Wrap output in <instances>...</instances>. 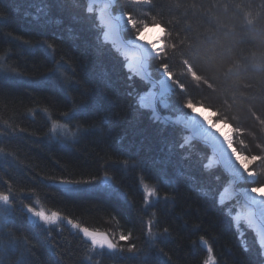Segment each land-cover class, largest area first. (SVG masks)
Instances as JSON below:
<instances>
[{
  "label": "trees",
  "instance_id": "1",
  "mask_svg": "<svg viewBox=\"0 0 264 264\" xmlns=\"http://www.w3.org/2000/svg\"><path fill=\"white\" fill-rule=\"evenodd\" d=\"M49 2L60 7H54L47 22L45 17L35 24L37 7L30 5L42 7L41 0H0V10L11 12L8 19H0V195L10 196L9 210L0 214V222L33 245L27 264H141V256L119 250L92 252L90 243L68 226L33 225L24 212L26 206L56 212L79 229L108 234L125 249L135 243L138 250H147L151 224L149 239L156 240L152 264H204L209 249L213 264H258L254 233L244 229L239 236L226 205L218 201L227 177L218 167H204L207 149L199 143L178 147L183 133L153 123L147 109L133 106L126 111L149 84L130 73L126 59L103 41V29L96 12L87 10V0H80V9H73L69 0ZM239 3L184 0L178 16L165 10L164 23L175 24L182 36L185 28L192 29L200 53L195 69L201 76L195 81L179 58L171 62L173 89L167 98L173 113L187 112L184 105L189 101L210 108L216 122L240 129L234 137L242 154L264 155V108L258 104L253 111L251 105L239 103L249 82L254 87L264 84V71L253 59L258 42L264 40L254 35L264 29V14L260 0L254 5L243 0L238 10ZM17 8L18 12L12 11ZM125 9L145 23L162 19L151 13L145 17L142 12L151 11L146 5ZM248 12L259 15L254 27L247 25ZM123 36L130 39L135 30L128 27ZM160 63L149 60L155 79ZM54 67L65 82L74 78L77 82L65 85L58 72L51 71ZM128 76L135 78L129 81ZM105 80L110 85L107 92ZM81 96L86 103L72 109L76 106L72 99L79 104ZM118 113L125 114L123 120ZM87 123L95 129L80 131ZM250 169L256 180L246 185L264 186V161L253 162ZM61 179L86 182L60 187ZM143 187L153 193L148 204ZM165 195L169 199H163ZM165 228L169 234L161 236ZM121 235H130L131 240L121 241ZM0 264H6L3 257Z\"/></svg>",
  "mask_w": 264,
  "mask_h": 264
},
{
  "label": "snow or ice",
  "instance_id": "2",
  "mask_svg": "<svg viewBox=\"0 0 264 264\" xmlns=\"http://www.w3.org/2000/svg\"><path fill=\"white\" fill-rule=\"evenodd\" d=\"M250 4L254 5L255 0H249ZM69 3L71 4V7L73 9H80L77 7L79 5L80 0H69ZM42 7L37 5H30L37 7V14L32 17V20L35 24H39L42 18H47L46 22L48 21V18L50 16V13L54 11V7L58 8L60 5H54L49 2V0H41ZM126 5H146L148 6L151 11H143L142 14L146 17L149 13H151L153 16L159 15L162 19L160 21H157L155 19L152 20L151 24L145 23L143 19H134L132 15H129L125 9ZM184 6V0H113V8L112 9H125V18L128 21V24L131 28L135 30V38L137 41L145 44L152 52V54L155 56L157 60H159L160 68L165 73L167 78L169 80L174 79V75L172 71H169L171 62H176L179 58L180 63L183 65L184 68L187 69V73L191 75V78L195 81H200L201 76L198 75L196 69H195V61L199 59L200 53L197 51V48L199 47L197 45V42L192 39L190 33L192 29L190 27L185 28L183 30V36L181 35V32L177 29L175 24L169 23L166 24L163 21V17L165 16V10H167V15L169 16H178L180 14V11L182 7ZM244 6L243 0H241V3L237 4V9H241ZM259 9L260 13L264 14V0H260L259 3ZM12 11L18 12L19 9H13ZM41 13L43 15H41ZM11 15L10 11L7 10H0V19H8ZM31 13H25V16H29ZM87 15V14H85ZM187 14L184 16V19H187ZM75 20L76 17H73ZM245 19L247 21L248 26H255V23L259 19V15L256 17L253 16L252 12H248L245 16ZM149 27L154 29H159L162 33H164L163 36L160 37L159 40L148 42L145 40H142V36L144 34V31L148 29ZM109 28L111 30V33L113 36H115V25L113 24L112 20H109ZM246 30V29H245ZM176 33L175 36H173V33ZM105 39L108 37V33H105ZM254 35H259L261 37H264V29H261L259 33H254ZM15 38V37H13ZM170 41V42H169ZM186 41L188 43L186 44ZM163 42V43H162ZM24 43H27L24 41ZM160 43L161 47L157 48V44ZM256 44L254 43V47ZM51 47V45H49ZM54 51V49H53ZM253 59L258 64V66L261 68L262 71H264V40H261L258 42V48L257 51L253 53ZM64 57H61V60L56 61L57 65L61 62H63ZM138 61V68L141 69L140 62ZM236 67H239L238 65ZM142 70V69H141ZM51 71L58 72L59 75V68L54 67ZM228 72L231 73L232 69H228ZM22 75V73H17ZM59 77L62 79L65 85L76 83V78L68 80L65 82L64 78L59 75ZM135 77L128 76L129 81L133 80ZM104 91L107 92L108 88L110 87L107 80L104 81ZM208 87L212 88V82L209 81ZM181 90H183V85H181ZM88 91L87 89L85 90ZM246 94L242 95L239 99V103L241 105H251L252 110L255 111L256 106L259 104L261 108H264V84H261L258 87H254L251 82L248 83L247 89H245ZM83 97V102L77 104L75 99H72V104L76 105L75 107H72V109H76L81 104L86 103V97ZM140 97L141 100L144 102L142 104H138L136 98ZM134 102H130L128 105H126V111L130 110L133 106L137 107L139 110H146L150 109L152 107V104L156 100L155 94H152L150 97L145 98L141 97V95L136 96ZM186 108L191 109L193 112H195V108L191 101L186 102L184 105ZM70 109V110H72ZM67 113H64V116H66ZM119 120H123L125 117V114H117ZM152 122L156 123L158 121H161L163 119L162 115L157 114L154 110L152 111ZM260 118V117H256ZM95 121V120H94ZM210 127L213 129L215 128V123H209L207 120H204ZM78 123H82L77 121ZM102 124L105 126L107 124L106 121L101 119ZM85 124V123H82ZM87 127H83L80 129V131L85 129H95L94 125L91 123H87ZM109 126V125H108ZM111 126V125H110ZM112 127V126H111ZM97 130V129H96ZM236 132H240V129H234ZM13 134L16 133V130H13L11 132ZM6 134V133H4ZM223 140L225 141L227 147L231 151L234 159L237 161L241 169L249 176L254 177V173L250 171L249 165L256 161H264V155L261 154H251V155H244L242 154L237 147L234 144V141L232 138H229L228 136H224ZM120 141L117 139V143ZM260 147V145H257ZM3 150L0 149V152ZM205 168L207 169V166L205 165ZM182 178V177H181ZM86 181H73L71 179H61L59 183L62 184H70V183H82ZM261 187L255 186L250 189V191L255 195L259 196L261 193ZM153 193L149 192L147 193V196L144 197L145 202H147L148 197L152 196ZM163 199H169L168 195H165ZM175 199V195L172 194V200ZM261 200H264V198H261ZM0 202L4 205H10V196L8 195H0ZM27 211L31 213L34 217H37L44 225H55L57 220L60 219L58 213L52 212L51 215H46L42 211H34L32 207H27ZM68 224H72L73 227H76V225L73 224L72 220H68ZM149 231L146 234V239L149 240V247L147 250H138L137 245L135 243H128L127 247L119 246L117 243L111 241L108 237L104 236L103 234L98 233H92L87 228H82L80 231L83 233V236L87 238L93 249H104L107 248L109 251L119 250L121 252H127L130 254H139L141 256V264H152L151 260V251L153 248H156V240L149 239L151 236V224L148 226ZM168 229L165 228L164 231L161 233V236H167ZM121 241H130L131 236H125L121 235L119 238ZM33 245H29L27 241H22L20 234H17L12 227L4 222H0V257H3L4 262H12V264H27V257L31 252V248ZM158 251V250H157ZM211 249H209V258L208 260L204 261V264H212V257H211ZM257 258H258V264H264V238L260 241V247L257 252ZM248 264H251V262H248Z\"/></svg>",
  "mask_w": 264,
  "mask_h": 264
},
{
  "label": "bare ground",
  "instance_id": "3",
  "mask_svg": "<svg viewBox=\"0 0 264 264\" xmlns=\"http://www.w3.org/2000/svg\"><path fill=\"white\" fill-rule=\"evenodd\" d=\"M95 2L104 3L102 9L99 12V21L102 26H104L103 37L105 38V33H108L106 39L107 42L112 44L119 52L127 58L125 67L134 72L136 75L143 77L150 81V90L142 97L148 98L152 94H155L156 100L152 104L150 109L155 110L157 107V100L164 92L168 89V78L167 76L161 77L159 80L154 81L151 78V69L149 68V60L155 57L151 50L143 43L136 40V38L125 39L123 37V27L126 22V18L120 13L112 14L110 7L113 5V0H91ZM92 3V2H91ZM86 7H91L90 3H87ZM112 20L115 25V36L112 35L109 28V20ZM126 28V27H125ZM124 28V29H125ZM162 32L159 29L148 28L144 31L142 40L153 42L159 40ZM157 48L161 47L158 43ZM140 62L141 69L138 68V61ZM142 103L144 102L141 100ZM171 126L179 127L182 130L187 131L189 139H195L206 146L205 148L211 154L210 162L220 164V167L224 170L226 174L230 177V182L228 185L224 186L221 193L219 194V201L226 202L231 199L237 198L241 199L240 210L235 215L236 222H245L251 230L257 236V243L260 247V241L264 238V188H261V193L259 196H255L250 190L238 189L237 184L242 180L241 174L242 169L238 163H235V159L227 147L225 141L221 138L224 136L229 137V128L224 126L222 123L215 124V128L210 127L204 120L209 123V114L201 109L195 110L191 116L185 119L182 116H177L173 119L165 117ZM200 123H199V122ZM208 157L203 163L204 167L208 162ZM237 162V161H236ZM210 169V168H207ZM226 205L228 209V204ZM244 229H249L246 227L239 228L241 236L244 233ZM250 230V229H249ZM252 232V233H253ZM203 241V240H202ZM204 248H207V244L204 241Z\"/></svg>",
  "mask_w": 264,
  "mask_h": 264
},
{
  "label": "rangeland",
  "instance_id": "4",
  "mask_svg": "<svg viewBox=\"0 0 264 264\" xmlns=\"http://www.w3.org/2000/svg\"><path fill=\"white\" fill-rule=\"evenodd\" d=\"M90 1L91 0H89V3H90ZM95 2V1H94ZM103 5H104V3H102L101 1L100 2H95V3H92L91 4V7H89L91 10H94L95 9V11H96V16L99 18V12H100V10L102 9V7H103ZM122 16H124L125 17V13L124 12H119ZM118 14V13H117ZM130 27L129 26V24H128V21H127V19H126V22H125V25H124V27H123V30H124V28L126 27V29L128 28V27ZM149 28H151V27H149ZM102 29H103V32H102V37H103V33H104V26H102ZM125 29V30H126ZM123 30H122V32H123ZM161 36H163V33L161 34ZM160 36V37H161ZM132 38H135V36L134 37H132ZM132 38H130V39H132ZM160 39V38H159ZM103 40L105 41L106 39L103 37ZM152 58H155V57H152ZM126 59V61H127V58H125ZM129 70V69H128ZM130 71V73H132L133 75H136L134 72H132L131 70H129ZM156 74H158L159 76H158V78H153L152 76H151V78L154 80V81H156V80H159L161 77H163V76H166L165 75V73L162 71V70H160V71H156ZM150 75H151V73H150ZM168 83H169V85H168V89H167V91L166 92H164L163 93V95H161V97H159L158 98V100H157V107H156V109L154 110L157 114H160V115H162V117H163V119L161 120V121H159V122H161V123H164V124H166V125H170V123L167 121V120H164V118L165 117H167V118H171V119H173V118H175V117H177V116H182V117H184L185 119H187L189 116H191V114H193V111L191 110V109H188L187 108V112H185V113H173V112H170V110H169V101H168V98H167V96H168V94L170 93V91L173 89V85H172V82H171V80H169L168 79ZM149 88H151V85H149ZM150 89H148L147 90V92L149 91ZM146 92V93H147ZM145 93V94H146ZM144 94V95H145ZM143 96V95H142ZM141 96V97H142ZM137 103L138 104H142V101H141V98L139 97L138 99H137ZM194 106V108H195V110H197V109H201V110H203L204 112H207L208 114H209V121H210V123H212V122H214L215 124H218V123H222L224 126H227L228 128H229V138H232L233 139V141H234V144H235V137L234 136H236L239 132H236V131H234V128L229 124V123H226V122H224V121H218V122H216L215 121V119H214V113L212 112V110L210 109V108H207V107H205V106H202V105H193ZM147 110H149V111H151V113H152V111H153V109H147ZM199 122V121H198ZM200 123V122H199ZM171 126V125H170ZM173 127H175V126H173ZM175 128H177L178 129V131H181L182 133H183V135L180 137V140L178 141L180 144H179V146L178 147H180V148H183V147H187V148H192V145H193V143H199L200 145H202V146H206L204 143H202V142H200V141H198V140H195V139H189V136H188V133H187V131H185V130H182V129H180L179 127H175ZM54 129H56V128H54ZM221 139H223V138H221ZM210 156H211V154H210V152H209V155H208V162L206 163V166H207V168H214V167H218L221 171H222V173L223 174H225L226 175V177H227V184L226 185H228L229 184V182H230V177L228 176V174H226L225 172H224V170L220 167V164H217V163H211L210 161ZM235 163H237L236 161H235ZM251 165V164H250ZM250 165H249V168H250ZM243 171V170H242ZM250 171H252L253 173H254V177H249L244 171L242 172V174H241V181L237 184V188L238 189H244V190H250L252 187H254V186H247L246 184H253L254 182H255V180H256V174H255V172L253 171V170H251L250 169ZM225 185V186H226ZM224 188V187H223ZM261 188H264V186H261ZM149 192H151V191H149L148 189H146L145 187H143V189H142V194H143V199H144V197L145 196H147V193H149ZM221 193V192H220ZM153 200V195L152 196H150V197H148V200H147V202H145V199H144V202L146 203V204H148V203H150L151 201ZM218 201H219V195H218ZM219 203L220 204H228V209H227V212H228V214L230 215V217L232 218V221H233V225L235 226V228L238 230V232H240V230H239V228H242V227H246V228H249L250 230H251V228L248 226V225H246L245 224V222L243 221V222H236L235 221V215H236V213L241 209L240 208V203H241V199H240V197L238 196L237 198H234V199H231V200H229V201H226V202H220L219 201ZM9 206L8 205H4V204H2V202H0V214H2V213H5V212H7L8 210H9V208H8ZM33 209H34V211H42V212H44L46 215H51L50 213H48L46 210H42V209H39V208H37L36 206H34L33 207ZM29 213V212H28ZM32 217H33V219H32V223H33V225H37V226H39V227H41V228H43V229H58V227H60L61 225H64V226H68V227H70L71 229H73L74 231H76V232H79L78 231V227H71L70 226V224H68V225H65L64 224V222L63 221H60V220H57V222H56V224L55 225H44L37 217H34L33 215H32ZM252 231V230H251ZM253 232V231H252ZM254 233V232H253ZM98 234H103L104 236H106V237H108L111 241H113L112 240V238L108 235V234H105V233H98ZM243 235V234H242ZM254 235H255V237H256V239H257V236H256V234L254 233ZM88 240V239H87ZM89 241V240H88ZM114 242V241H113ZM89 243H90V241H89ZM90 246H91V243H90ZM91 250H92V252H97V251H106V252H108V253H116L117 252V250H114V251H109L107 248H104V249H93L92 248V246H91Z\"/></svg>",
  "mask_w": 264,
  "mask_h": 264
},
{
  "label": "water",
  "instance_id": "5",
  "mask_svg": "<svg viewBox=\"0 0 264 264\" xmlns=\"http://www.w3.org/2000/svg\"><path fill=\"white\" fill-rule=\"evenodd\" d=\"M112 7V6H111ZM146 81H149V80H147V79H145ZM59 186L60 187H69L70 185L69 184H59ZM30 219L32 218L31 216L29 217ZM202 244H203V246H206L205 244H204V242H202Z\"/></svg>",
  "mask_w": 264,
  "mask_h": 264
}]
</instances>
